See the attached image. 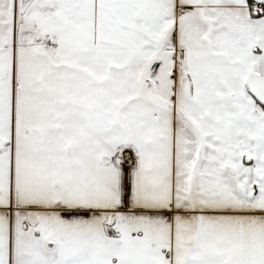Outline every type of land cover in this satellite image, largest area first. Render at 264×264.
<instances>
[{"label": "crops", "instance_id": "crops-1", "mask_svg": "<svg viewBox=\"0 0 264 264\" xmlns=\"http://www.w3.org/2000/svg\"><path fill=\"white\" fill-rule=\"evenodd\" d=\"M250 1L0 0V264H264Z\"/></svg>", "mask_w": 264, "mask_h": 264}, {"label": "water", "instance_id": "water-1", "mask_svg": "<svg viewBox=\"0 0 264 264\" xmlns=\"http://www.w3.org/2000/svg\"><path fill=\"white\" fill-rule=\"evenodd\" d=\"M244 86L254 100L264 107V75L249 73L245 78ZM149 99L159 108L169 111L173 110V107L170 104L153 97L151 94L149 95Z\"/></svg>", "mask_w": 264, "mask_h": 264}, {"label": "built area", "instance_id": "built-area-1", "mask_svg": "<svg viewBox=\"0 0 264 264\" xmlns=\"http://www.w3.org/2000/svg\"><path fill=\"white\" fill-rule=\"evenodd\" d=\"M249 9L253 12V13H264V1H254L251 0L249 2ZM122 160L123 161H129L131 159V154L128 152H125L122 154Z\"/></svg>", "mask_w": 264, "mask_h": 264}, {"label": "rangeland", "instance_id": "rangeland-1", "mask_svg": "<svg viewBox=\"0 0 264 264\" xmlns=\"http://www.w3.org/2000/svg\"><path fill=\"white\" fill-rule=\"evenodd\" d=\"M18 80H19V79H18ZM11 85H12V84H11ZM11 85H10V87H11ZM11 88H13V86H12ZM15 88H16V89H19V88H17V87H15ZM2 98H3L4 100H7V99L10 100V98H9V97H6V96H5V97H2ZM18 99H19V98H18ZM16 104H17V103H16ZM16 132H17V131H16V130L14 131L13 128H12V134H15ZM11 140L13 141V138H12ZM14 153H15V151H14ZM16 158H17V153H16V154H13V153H12V161H11V163L14 162V165L17 164V159H16ZM12 164H13V163H12Z\"/></svg>", "mask_w": 264, "mask_h": 264}]
</instances>
